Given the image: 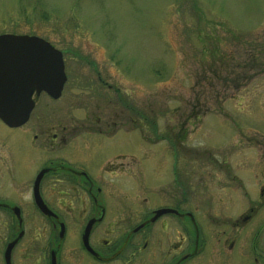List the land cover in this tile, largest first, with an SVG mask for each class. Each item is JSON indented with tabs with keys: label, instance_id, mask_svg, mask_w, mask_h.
Wrapping results in <instances>:
<instances>
[{
	"label": "rangeland",
	"instance_id": "obj_1",
	"mask_svg": "<svg viewBox=\"0 0 264 264\" xmlns=\"http://www.w3.org/2000/svg\"><path fill=\"white\" fill-rule=\"evenodd\" d=\"M2 33L63 52L61 95L42 92L36 110L123 120L108 134L113 166L96 177L120 191L132 222L178 189L173 177L211 213L230 177H264V0H0ZM20 162L14 173L35 166Z\"/></svg>",
	"mask_w": 264,
	"mask_h": 264
},
{
	"label": "flooded vegetation",
	"instance_id": "obj_2",
	"mask_svg": "<svg viewBox=\"0 0 264 264\" xmlns=\"http://www.w3.org/2000/svg\"><path fill=\"white\" fill-rule=\"evenodd\" d=\"M41 93L23 124L0 119V264H264V177H230L214 213L173 177L178 189L159 191L132 222L120 191L96 177L112 165L108 134L123 120L108 110L38 111ZM23 159L35 166L14 173Z\"/></svg>",
	"mask_w": 264,
	"mask_h": 264
},
{
	"label": "water",
	"instance_id": "obj_3",
	"mask_svg": "<svg viewBox=\"0 0 264 264\" xmlns=\"http://www.w3.org/2000/svg\"><path fill=\"white\" fill-rule=\"evenodd\" d=\"M65 81L62 52L49 41L37 35L0 34V119L6 124L26 122L33 92L57 98Z\"/></svg>",
	"mask_w": 264,
	"mask_h": 264
}]
</instances>
